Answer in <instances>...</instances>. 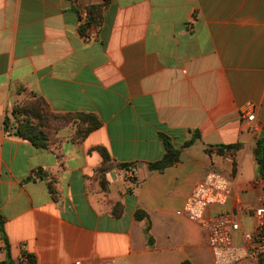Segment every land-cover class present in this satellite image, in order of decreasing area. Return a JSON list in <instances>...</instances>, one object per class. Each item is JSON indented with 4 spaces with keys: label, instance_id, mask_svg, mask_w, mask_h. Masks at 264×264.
Segmentation results:
<instances>
[{
    "label": "crops",
    "instance_id": "obj_1",
    "mask_svg": "<svg viewBox=\"0 0 264 264\" xmlns=\"http://www.w3.org/2000/svg\"><path fill=\"white\" fill-rule=\"evenodd\" d=\"M104 1L0 0V261L8 246L13 259L31 254L36 264H215L183 204L216 170L230 177L231 195L208 212L236 211L243 229L255 226L264 0H107L100 25L82 35L88 5ZM21 88L54 112H92L101 125L79 141L73 125L62 126L49 148L36 147L10 115ZM247 103L252 121L242 116ZM191 129L200 138L177 161L149 168L164 153L161 133L178 147ZM236 142L228 159L207 150ZM98 146L115 163L108 171L96 172Z\"/></svg>",
    "mask_w": 264,
    "mask_h": 264
},
{
    "label": "trees",
    "instance_id": "obj_2",
    "mask_svg": "<svg viewBox=\"0 0 264 264\" xmlns=\"http://www.w3.org/2000/svg\"><path fill=\"white\" fill-rule=\"evenodd\" d=\"M107 0L99 4H90L86 10V16L81 17L79 31L82 35L87 34L91 26H99L101 22V12L105 7ZM24 91V98L14 103L10 110V115L16 122L15 133L23 139L30 141L36 147L49 148L51 142L56 139V131L65 125H73L74 133L73 140L84 139L91 131L97 129L101 125L100 118L92 112H78V113H64L54 112L50 109L47 102L34 94L33 92ZM7 125V121L5 122ZM190 138L186 139L180 146H175L167 135L160 134L164 146V153L159 160L148 163L152 170H163L167 166L172 165L179 159L180 152L183 148L191 145L196 139L200 138L198 129H191ZM212 147L216 148V152L220 155L227 150L234 152L241 147V143L217 144L207 147L210 150ZM102 156L101 165L96 169V172L108 171L115 166L114 161L109 155L107 149L102 146L96 147ZM255 161L257 165V175L263 181L264 192V134L259 137L254 149ZM128 168V165L125 166ZM40 175L41 173H36ZM34 174V175H36ZM37 177V176H35ZM40 177H42L40 175ZM54 179V178H53ZM47 182L49 191L53 198L56 197V189L54 187V180ZM122 204L120 201L113 203L112 214L119 215ZM137 219H144L147 217L145 211L137 209L135 211ZM148 231V227L146 228ZM0 231L5 239L3 233V219L0 215ZM150 240V239H149ZM7 248V258L0 261V264H36L34 255L22 254L18 259H13ZM182 264H190L189 261H183Z\"/></svg>",
    "mask_w": 264,
    "mask_h": 264
},
{
    "label": "built area",
    "instance_id": "obj_3",
    "mask_svg": "<svg viewBox=\"0 0 264 264\" xmlns=\"http://www.w3.org/2000/svg\"><path fill=\"white\" fill-rule=\"evenodd\" d=\"M254 106L247 103L242 116L247 121L254 119ZM230 158L231 151L224 153ZM125 174L131 176V170ZM231 195L230 177L216 170L207 171L193 186L183 204L186 217L200 224L206 235L208 247L215 264H264V194L260 203L252 209L255 226L243 229L239 213L236 211H217L209 213L211 207L224 206ZM240 232V242H236V234ZM73 264H92L81 260ZM96 264H114L111 259Z\"/></svg>",
    "mask_w": 264,
    "mask_h": 264
},
{
    "label": "rangeland",
    "instance_id": "obj_4",
    "mask_svg": "<svg viewBox=\"0 0 264 264\" xmlns=\"http://www.w3.org/2000/svg\"><path fill=\"white\" fill-rule=\"evenodd\" d=\"M24 97H25V96L23 95V96L20 98V100H22ZM20 100H18V101H20Z\"/></svg>",
    "mask_w": 264,
    "mask_h": 264
}]
</instances>
